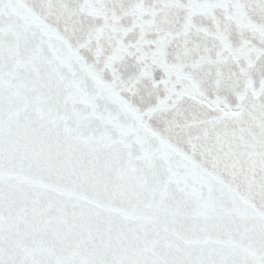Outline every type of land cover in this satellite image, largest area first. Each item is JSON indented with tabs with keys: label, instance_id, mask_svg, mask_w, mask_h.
<instances>
[{
	"label": "snow or ice",
	"instance_id": "6c2138e0",
	"mask_svg": "<svg viewBox=\"0 0 264 264\" xmlns=\"http://www.w3.org/2000/svg\"><path fill=\"white\" fill-rule=\"evenodd\" d=\"M0 264H264V0H0Z\"/></svg>",
	"mask_w": 264,
	"mask_h": 264
}]
</instances>
